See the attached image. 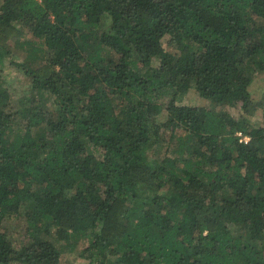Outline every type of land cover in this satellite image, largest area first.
Wrapping results in <instances>:
<instances>
[{
    "label": "trees",
    "instance_id": "trees-1",
    "mask_svg": "<svg viewBox=\"0 0 264 264\" xmlns=\"http://www.w3.org/2000/svg\"><path fill=\"white\" fill-rule=\"evenodd\" d=\"M260 75L264 0H0V264H264Z\"/></svg>",
    "mask_w": 264,
    "mask_h": 264
},
{
    "label": "rangeland",
    "instance_id": "rangeland-1",
    "mask_svg": "<svg viewBox=\"0 0 264 264\" xmlns=\"http://www.w3.org/2000/svg\"><path fill=\"white\" fill-rule=\"evenodd\" d=\"M4 74L7 75L10 80H12L13 85L20 86V82L18 83L20 76L18 75V73L14 71L13 68L7 67L4 71ZM252 88L255 89L257 93L259 94L264 93V75H260L256 79V81H254ZM198 99L200 98L197 96L196 92H193L191 90L185 95L184 100L182 102L183 103H187V102L193 103L194 100H198Z\"/></svg>",
    "mask_w": 264,
    "mask_h": 264
}]
</instances>
